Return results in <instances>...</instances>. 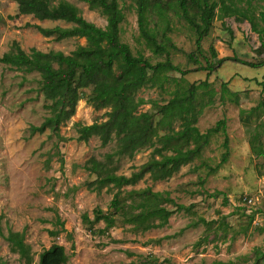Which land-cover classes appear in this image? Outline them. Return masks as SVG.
Instances as JSON below:
<instances>
[{"label": "rangeland", "instance_id": "1", "mask_svg": "<svg viewBox=\"0 0 264 264\" xmlns=\"http://www.w3.org/2000/svg\"><path fill=\"white\" fill-rule=\"evenodd\" d=\"M50 1L56 4L61 0ZM65 1L76 6L87 21L106 25L100 9L90 8L83 0ZM153 1L147 6L148 28L168 52L154 54L141 42L133 0H118L124 15L120 38L133 53L141 51L152 63L168 58L188 72L167 73L169 82L163 88H141L136 96L144 103L138 111H153L151 100L164 103L189 83L204 80L207 71L196 68L206 65V59L213 62L236 56L251 62L264 60L258 35L248 21H237L234 16L220 18L216 9L199 54L193 28L173 10ZM236 4L247 6L244 0ZM260 4L262 1L253 8L255 15ZM16 12V2L0 0V56L11 51L12 41L26 51L35 47L64 54L85 44V38L55 40L25 26L28 22L45 28L68 27L67 22L39 20L30 14L7 18ZM189 53H195L197 60H189ZM263 77L264 66L254 68L226 60L215 67L208 77L210 87L197 98L204 106L196 126L205 132L224 119L225 132L213 134L199 157L171 177L154 181L146 175L134 186L121 188L120 196L126 202L130 189L150 187L169 192L174 204L182 207L175 209L163 227L140 232L125 223L105 228L102 220L92 222L95 209L105 213L113 210L109 203L116 189L111 185L87 189L86 184L97 176L83 165L94 157L107 162L116 174L129 175L157 157L153 148L160 143L139 150L132 158L114 155L108 162L106 155L116 150V138L106 146L100 144L98 136L85 142L77 140L80 126L108 117L109 108L96 109L86 102L90 88L82 90L84 96L78 100L75 113L56 132L46 130L30 136V125H39L50 114L44 107L49 102L38 91L39 74L0 62V229L3 233L24 230L32 255L31 262H26L0 236V264H37L39 253L53 243L64 246L68 264H264V156L260 153L264 151V106L256 110L264 102ZM222 82L239 92L238 102L221 101ZM179 124L174 127L178 129ZM224 137L228 139V156L221 163ZM244 196L252 198L248 209ZM166 206L172 208L173 204Z\"/></svg>", "mask_w": 264, "mask_h": 264}, {"label": "trees", "instance_id": "2", "mask_svg": "<svg viewBox=\"0 0 264 264\" xmlns=\"http://www.w3.org/2000/svg\"><path fill=\"white\" fill-rule=\"evenodd\" d=\"M13 1L17 4V12L8 15V19L30 14L39 20H62L70 26L45 28L28 22L25 26H33L43 36L55 40L85 38L84 45H77L68 54L54 50L42 51L35 47L26 51L16 41H12L11 51L0 56V62L15 70L39 74L38 91L49 102L44 107L50 114L39 125H30L29 135L46 130L56 132L75 113L78 100L84 96L82 90L90 88L85 97L86 102L96 109L109 108L108 117L102 122L80 126L77 140L85 142L92 136H98L100 144L106 146L116 138L118 145L113 153L106 155L108 162L112 161L114 155L132 158L139 150L152 147L157 141L160 143V146L153 148V154L157 157H151L139 170L129 175L116 174L107 167V162L94 157L85 161L83 167L97 176L86 184L87 189L95 191L108 185L116 189L109 203V208L113 210L105 213L95 209L92 222L102 220L105 228L125 223L140 232L163 227L175 209L182 208L174 204L169 192L153 191L150 187L130 189L127 195L129 202H126L120 196L121 188L134 186L146 175L154 181L167 179L181 166L199 157L210 137L219 131L224 133L226 126L224 119L218 120L205 132H200L196 126L197 116L204 106L197 103V98L201 91L210 87L209 75L226 60L254 68L264 66V60L251 62L236 56L216 58L213 62L206 59V65L196 68L207 71L204 80L189 83L185 89L174 92L173 97L164 103L151 100L153 111H138V107L144 103L142 98L136 96L141 88H163L169 82L167 73L178 72L184 75L188 70H182L168 58L152 63L141 51L133 53L130 46L120 38V23L124 15L118 0H83L90 8L100 9L106 16L104 27L87 21L76 6L65 0L56 4H51L50 0ZM133 1L141 42L154 54L167 53V46L159 42L148 28L146 13L152 0ZM236 1L241 0H154L153 3L173 10L193 28L199 54H202L201 41L212 27L216 9L220 18L234 16L237 21H248L251 31L258 35L259 49L264 50V0H255V4L253 0H244L246 7L238 6ZM260 1V10L255 15L253 8ZM212 55H216L214 50ZM187 56L191 61L197 60L195 53ZM260 84L264 90V77ZM220 98L221 101L228 99L230 102H238L239 92L231 91L228 82H222ZM262 106L263 101L256 110ZM176 122H180L178 129L174 127ZM223 147L225 151L221 163L228 156L227 137H224ZM260 153L264 156V151L260 150ZM243 202L248 209L249 205ZM167 203L173 204V207L166 206ZM0 236L8 243L11 251L18 253L26 262H31V250L25 242L24 230L8 229L3 233L0 229ZM37 264H68L64 246L53 243L42 250Z\"/></svg>", "mask_w": 264, "mask_h": 264}, {"label": "built area", "instance_id": "3", "mask_svg": "<svg viewBox=\"0 0 264 264\" xmlns=\"http://www.w3.org/2000/svg\"><path fill=\"white\" fill-rule=\"evenodd\" d=\"M243 200L247 203V205H251V203H252V198H250V197H244L243 198Z\"/></svg>", "mask_w": 264, "mask_h": 264}]
</instances>
